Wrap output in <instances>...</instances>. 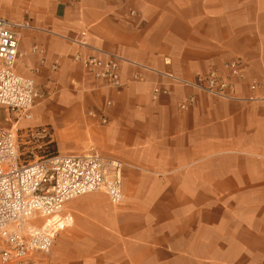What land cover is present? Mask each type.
Listing matches in <instances>:
<instances>
[{
	"label": "crops",
	"instance_id": "0c3cea01",
	"mask_svg": "<svg viewBox=\"0 0 264 264\" xmlns=\"http://www.w3.org/2000/svg\"><path fill=\"white\" fill-rule=\"evenodd\" d=\"M0 17L27 25L15 69L43 94L21 126L122 164L123 203H66L45 264H264V0H0ZM97 51L122 58L119 89L73 60ZM213 71L231 99L163 75Z\"/></svg>",
	"mask_w": 264,
	"mask_h": 264
},
{
	"label": "built area",
	"instance_id": "2783aa9c",
	"mask_svg": "<svg viewBox=\"0 0 264 264\" xmlns=\"http://www.w3.org/2000/svg\"><path fill=\"white\" fill-rule=\"evenodd\" d=\"M26 27L0 17V107L15 115L17 121L29 119L35 101L43 96L32 79L15 69L20 58L18 29ZM80 44L89 47L85 42ZM97 52L98 56L75 55L73 60L93 79L119 89L122 58ZM224 67L231 77L240 76L238 61H228ZM163 75L175 84L207 95L232 98V82L220 78L215 71L193 83L169 73ZM160 94L167 91L155 87L152 99L156 100ZM193 102L194 98L189 97L180 104V109ZM101 122L107 121L101 117ZM47 137L45 128L28 127L19 134L14 127L0 126V262L3 264H45L42 259L49 255L61 226L59 214L66 203L77 197L102 192L111 205L123 203L122 164L116 159L97 153L37 156L20 152V141L37 143Z\"/></svg>",
	"mask_w": 264,
	"mask_h": 264
},
{
	"label": "rangeland",
	"instance_id": "374dc122",
	"mask_svg": "<svg viewBox=\"0 0 264 264\" xmlns=\"http://www.w3.org/2000/svg\"><path fill=\"white\" fill-rule=\"evenodd\" d=\"M23 120L17 121V117L13 115L12 113H6L3 109L0 108V126L4 128H11L14 127V129L18 130V133H23L24 130L27 127H22L21 122ZM21 140V139H20ZM19 140V141H20ZM55 145L51 140L47 137L46 139H43L37 143H29L25 144L22 141L19 142V150L24 155L28 153H32L37 156H43V155H49L52 152H54ZM24 157V156H23ZM29 158V157H24ZM30 158H32L30 156Z\"/></svg>",
	"mask_w": 264,
	"mask_h": 264
},
{
	"label": "trees",
	"instance_id": "16d2710c",
	"mask_svg": "<svg viewBox=\"0 0 264 264\" xmlns=\"http://www.w3.org/2000/svg\"><path fill=\"white\" fill-rule=\"evenodd\" d=\"M53 153H57V152H56V149H54V152H52L51 154H53Z\"/></svg>",
	"mask_w": 264,
	"mask_h": 264
}]
</instances>
